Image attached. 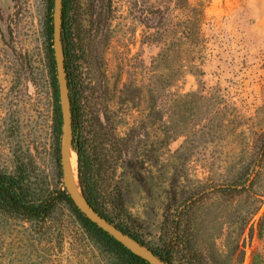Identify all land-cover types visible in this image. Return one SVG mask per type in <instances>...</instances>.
<instances>
[{"label": "rangeland", "instance_id": "1", "mask_svg": "<svg viewBox=\"0 0 264 264\" xmlns=\"http://www.w3.org/2000/svg\"><path fill=\"white\" fill-rule=\"evenodd\" d=\"M54 7L55 0H0V171L19 177L37 203L70 189L66 170L61 176L46 56ZM195 7L204 14L192 19V33L204 39L199 46L183 37ZM67 8L85 49L82 77L103 121L90 153L108 189L123 190L144 245L154 250L170 241L176 207L188 197L196 264H264V174L263 202L242 232L250 207L221 192L225 160L241 154L240 131L248 130L234 114L244 121L264 105V0H68ZM53 41L66 116L62 146L67 139L72 145L63 55ZM164 47L167 61L159 59ZM190 61L203 73L178 72L180 80L156 94L158 108L150 109L145 87L134 94L133 86ZM77 165L89 203L79 156ZM76 208L62 200L44 217H29L0 204V264H119ZM122 238L139 253L133 239ZM178 264H193L191 256Z\"/></svg>", "mask_w": 264, "mask_h": 264}, {"label": "trees", "instance_id": "2", "mask_svg": "<svg viewBox=\"0 0 264 264\" xmlns=\"http://www.w3.org/2000/svg\"><path fill=\"white\" fill-rule=\"evenodd\" d=\"M188 3V0H186ZM68 0H63V28H62V55L63 67L65 71L67 94L69 99L70 127L72 135V145L79 156V175L84 194L96 210L103 216L110 219L118 229L129 238L145 244L144 240L136 230L134 219L128 214L125 194L121 188L115 191L108 189L105 184L102 169L90 153L89 141L94 137L99 126H102V118L98 111H95V101L88 91V84L82 77L80 70L82 54L85 49L82 43L80 31L75 32V27L69 21ZM191 13L184 31V38L195 42L199 46L203 42L200 32L192 33L195 17L197 22L202 21L203 11L195 8H189ZM165 31V30H164ZM157 35L163 33L159 28L155 32ZM54 37L50 36V43L46 51L47 64L50 74V82L53 90V131L55 138L60 146L61 176L65 177V168L62 163V141L64 136V127L66 116L62 104V88L59 79V62L57 49L54 46ZM165 42V41H164ZM188 43V41H187ZM166 51V52H165ZM160 60L170 59L169 48H163L160 53ZM187 67V69H185ZM168 70L161 76H156L146 85L133 86V92L136 95L145 87L149 94L147 100L150 109H156L159 106L156 94L175 85L179 80L178 72L193 74H202L203 71L199 64L190 61L189 63L180 62L177 66H167ZM129 89V85L126 86ZM237 120V126L246 125V129L241 130L243 135V150L241 154L228 157L226 162V172L228 174L227 183L221 187L223 194H230L233 198L244 199L250 207L247 211V218L239 223L242 230L246 224L254 217L259 209V204L263 202L259 193L263 187L262 176L264 174V105L258 108L254 117L246 118L242 121L240 115L234 114ZM138 178L145 179L143 174L138 173ZM177 198V193H174ZM67 200L74 202L70 193L66 189H58L51 192L45 199L35 202L31 195L26 192L20 183V178L0 171V204L10 209L22 211L29 217H44L58 201ZM192 199L182 198V202L176 207L180 213L173 218V237L170 241H164L154 251L162 257L168 264H178L182 258L190 257L193 264H196L195 254L198 251V238L187 231L193 224L191 219L193 212ZM171 209V206H168ZM173 208V207H172ZM76 212L83 225L114 254L119 264H151L148 260L135 252L122 240H119L109 232L105 231L99 225L91 221L83 212L76 208ZM188 227V228H187ZM240 235V233H236ZM232 236V234H230ZM228 238V244L234 243L233 250L239 248L238 242ZM215 246V245H214ZM230 245H228L229 247Z\"/></svg>", "mask_w": 264, "mask_h": 264}, {"label": "water", "instance_id": "3", "mask_svg": "<svg viewBox=\"0 0 264 264\" xmlns=\"http://www.w3.org/2000/svg\"><path fill=\"white\" fill-rule=\"evenodd\" d=\"M62 25H63V0H55L54 7V37L55 40L60 43L61 53H62ZM64 69V68H63ZM66 82V80H65ZM68 99V96H67ZM69 102V99H68ZM70 116V112H69ZM65 144L62 146V163L64 168L66 167V152ZM66 170V169H65ZM67 181L68 178L66 177ZM71 198L73 199L76 206L83 212L91 221L99 225L105 231L109 232L111 235L115 236L119 240L125 242L128 246L129 244L122 238L124 235L109 219L103 216L99 211H97L91 204L84 200H81L70 188L68 190ZM134 245L139 249V253L142 257L148 260L151 264H168L162 257H160L156 252L149 248L148 246L133 240Z\"/></svg>", "mask_w": 264, "mask_h": 264}, {"label": "bare ground", "instance_id": "4", "mask_svg": "<svg viewBox=\"0 0 264 264\" xmlns=\"http://www.w3.org/2000/svg\"><path fill=\"white\" fill-rule=\"evenodd\" d=\"M67 99V96H66ZM68 105V100H67ZM65 152H66V173L68 178V185L72 191L81 199H83V194L80 188V183L78 179V165L77 159L78 155L74 147L70 144V141L67 139L65 143Z\"/></svg>", "mask_w": 264, "mask_h": 264}]
</instances>
